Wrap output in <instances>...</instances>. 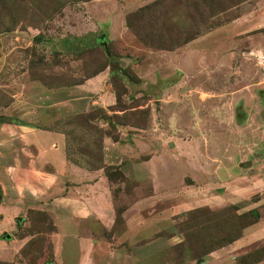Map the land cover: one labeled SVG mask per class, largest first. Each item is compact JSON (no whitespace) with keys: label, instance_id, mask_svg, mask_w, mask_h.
<instances>
[{"label":"rangeland","instance_id":"374dc122","mask_svg":"<svg viewBox=\"0 0 264 264\" xmlns=\"http://www.w3.org/2000/svg\"><path fill=\"white\" fill-rule=\"evenodd\" d=\"M263 53L264 0H0V123L25 122V94L67 90L43 129L95 172L74 206L109 197L115 216L78 248L57 237L49 196L16 186L0 146V264H264ZM100 73L112 102L84 109Z\"/></svg>","mask_w":264,"mask_h":264},{"label":"crops","instance_id":"0c3cea01","mask_svg":"<svg viewBox=\"0 0 264 264\" xmlns=\"http://www.w3.org/2000/svg\"><path fill=\"white\" fill-rule=\"evenodd\" d=\"M117 13L118 12L116 11L113 15V21L119 20ZM102 74L100 73L96 77L98 82H100L95 89L97 90L96 95H99V97L94 100H87L83 97H80V99L78 98L84 109L97 103L101 106V100L105 101L104 103L112 102V95L106 90L103 92L101 91L103 85L102 79H104V75ZM99 78H102L101 81H99ZM62 90L63 91L51 93L47 91L46 93H42L43 100H38L33 93H31L30 96L29 94H25L24 96H27L28 98H25L22 103H24L23 105L26 106L25 108H27V110L23 114L25 117H21V120H25V122L21 126L0 123V146L5 147L6 149L11 148L12 144H14L13 147L16 151L14 157L16 158H13L12 162L14 166L18 167L17 170L23 172L26 177L21 180V183L19 180V183H17L16 186L26 187L22 181L27 182L26 185L36 189L38 194L37 197L49 196L50 198V194L53 191L52 195L57 191L63 192V194L57 197L54 201H51L48 198V201L44 204H47L46 210L50 214V218L58 231L55 235L61 239L70 237L78 248L79 241L76 238L80 235H100L106 226L109 228L114 226V203L112 198L107 197L103 204L99 201L101 208L99 206H97V208H89L84 213L80 208L74 206L76 200H80L83 189L86 187H91L92 190L95 189V187L90 184L89 186H84L85 182L88 181L87 178L90 176L89 173L94 174L95 172H88L79 166L70 165L63 147V137L56 132L43 129V127L53 124L52 122L60 116L59 113L70 112V108L67 107L68 105H72L74 101L68 100L66 98L67 95L59 96V93H62L63 95L64 92L67 93V90L64 88ZM37 102L41 103L40 106ZM38 124H42L43 126H40L41 128H39ZM92 181H94V179H92ZM100 186H107L106 182L104 183V177L100 182ZM49 189L53 190H50L49 192ZM107 194L110 196L109 190ZM33 196L34 195L32 194V197ZM90 199L92 198L89 197V200ZM96 199L99 200V198ZM26 202L34 203L35 197H33L32 200L28 199ZM57 204H62V207L59 208ZM95 214L98 216H95ZM138 217H140L139 214L135 216V219L132 220L131 218L129 220V218H126L125 221L128 226H131L132 228L135 226L133 224ZM66 218H68L72 224H69L66 221ZM143 218L145 219V217ZM108 222L111 223L107 224ZM126 222L124 223L123 220L124 225ZM81 223L85 224V228H87L86 230L81 227ZM64 225H72L74 232H68L65 235ZM87 238L88 242H84L87 251H92L96 246L100 245L99 241L95 240L93 237ZM61 239L59 243H61ZM103 243L109 245L108 242ZM103 258L105 257L103 256Z\"/></svg>","mask_w":264,"mask_h":264},{"label":"built area","instance_id":"2783aa9c","mask_svg":"<svg viewBox=\"0 0 264 264\" xmlns=\"http://www.w3.org/2000/svg\"><path fill=\"white\" fill-rule=\"evenodd\" d=\"M259 64L262 70H264V53L260 55L259 57Z\"/></svg>","mask_w":264,"mask_h":264},{"label":"water","instance_id":"95a60500","mask_svg":"<svg viewBox=\"0 0 264 264\" xmlns=\"http://www.w3.org/2000/svg\"><path fill=\"white\" fill-rule=\"evenodd\" d=\"M105 45V44H104ZM21 220V218H18V221H20Z\"/></svg>","mask_w":264,"mask_h":264}]
</instances>
